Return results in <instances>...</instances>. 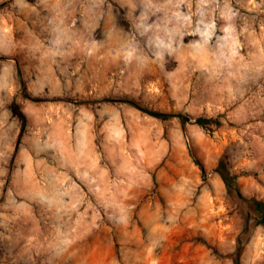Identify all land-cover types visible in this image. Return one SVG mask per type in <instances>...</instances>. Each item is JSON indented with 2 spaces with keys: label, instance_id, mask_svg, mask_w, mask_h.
<instances>
[{
  "label": "rangeland",
  "instance_id": "rangeland-1",
  "mask_svg": "<svg viewBox=\"0 0 264 264\" xmlns=\"http://www.w3.org/2000/svg\"><path fill=\"white\" fill-rule=\"evenodd\" d=\"M223 156L264 201V0H0V264H264Z\"/></svg>",
  "mask_w": 264,
  "mask_h": 264
},
{
  "label": "trees",
  "instance_id": "trees-1",
  "mask_svg": "<svg viewBox=\"0 0 264 264\" xmlns=\"http://www.w3.org/2000/svg\"><path fill=\"white\" fill-rule=\"evenodd\" d=\"M101 102L103 103H124L153 118H156L162 121L178 119L180 123L184 126L190 123L199 125L201 127H208L212 124H215L217 127L222 126L221 122L214 120V119H207V118H202V117L192 119L191 117L183 115V114H169V113H163L159 111L150 110V109L143 107L142 105H140L134 100L105 98ZM13 112L15 115L19 116V118L23 122H25V116L17 104L13 105ZM196 163L201 168L202 172L204 173L205 172L204 167L199 163L198 160H196ZM216 173L219 174V176L223 180L228 194L242 201L243 203L247 204L252 211L251 212L252 215L255 217L256 224L264 228V201L257 200L254 198L247 199L246 197H244V195L242 194L240 190L239 184H238L239 176L232 172L226 156H223L220 159L219 164L216 168ZM240 252L241 250L239 248V251L237 252V257H236L237 264H239Z\"/></svg>",
  "mask_w": 264,
  "mask_h": 264
}]
</instances>
